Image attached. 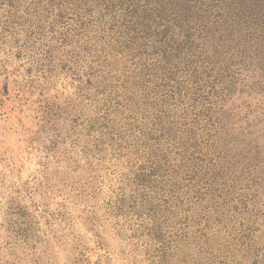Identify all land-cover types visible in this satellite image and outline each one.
<instances>
[{
    "label": "rangeland",
    "instance_id": "374dc122",
    "mask_svg": "<svg viewBox=\"0 0 264 264\" xmlns=\"http://www.w3.org/2000/svg\"><path fill=\"white\" fill-rule=\"evenodd\" d=\"M0 264H264V0H0Z\"/></svg>",
    "mask_w": 264,
    "mask_h": 264
}]
</instances>
